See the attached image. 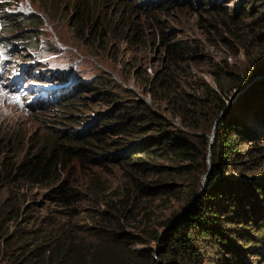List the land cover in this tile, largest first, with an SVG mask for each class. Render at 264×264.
<instances>
[{"label": "trees", "instance_id": "obj_1", "mask_svg": "<svg viewBox=\"0 0 264 264\" xmlns=\"http://www.w3.org/2000/svg\"><path fill=\"white\" fill-rule=\"evenodd\" d=\"M206 1L212 14L224 15L211 23L222 28L221 41L232 49L242 47L246 55H251L249 68L239 73L229 68L223 58L211 70L214 83L200 81L190 91L174 83L165 68L155 70L142 81L143 91L151 98L173 105V115L179 117L184 129L175 127L171 119L111 76L95 75L78 85L70 81V89L50 106L59 105L58 117L80 124L81 132L63 137L53 132L23 150L17 147L19 138L15 132H9L6 139L10 145L0 155V263L251 264L247 256L252 255L258 264H264V205L254 197L241 196L227 176L229 168L242 159L240 142L253 143L244 151H254L252 158L262 154L257 150V136L247 129L246 121L234 108L237 102L253 118L262 117L264 77L241 91L236 101L228 105L227 101L234 90L243 88L264 70V0H239L234 13L229 12L224 0ZM9 3L10 0H0L2 18L9 14L4 9ZM244 15L250 19H244ZM20 17L22 21L33 19L24 13ZM71 20L78 32L95 21L87 1L76 5ZM14 21L5 22L12 25ZM32 39L34 35H29L28 40ZM163 42L175 69L182 60L199 53L197 39L172 36ZM30 77L47 80L34 74ZM85 90L88 94L83 93ZM72 92L78 94L68 95ZM76 97L82 101L76 102ZM89 100L101 105L85 106ZM71 108L80 110L68 112ZM212 126L211 167L206 187L197 194L199 174L206 169ZM107 161L122 165L134 188L121 195L107 193L103 180H93L95 197L92 204L85 205L89 193L74 185L68 174L85 163ZM151 171L166 172L172 179L194 175L197 180L189 182L188 201L180 214L164 220L163 232L145 224L141 233L145 238H139L126 226L130 218L139 214L138 210L146 208L140 199L151 188L166 182L150 185L135 177ZM238 188L247 190L249 196L258 195L264 202V185L242 179ZM39 191L44 198L38 202L34 195ZM222 220L229 225L221 224ZM149 238L159 242L161 248L136 246Z\"/></svg>", "mask_w": 264, "mask_h": 264}, {"label": "rangeland", "instance_id": "obj_2", "mask_svg": "<svg viewBox=\"0 0 264 264\" xmlns=\"http://www.w3.org/2000/svg\"><path fill=\"white\" fill-rule=\"evenodd\" d=\"M13 1L10 0L9 5L4 8L9 14L0 19V37L8 39V43H0V155L10 145L6 140L9 132H15L19 138L17 147L23 150L50 133L55 132L63 137L70 132L78 134L82 130L80 124L58 117L57 114L61 113L59 105L47 104L37 108L27 104L32 100V94L40 92L46 84L37 79H28L33 74L48 79L61 77L77 82V85L82 81H90L95 75L111 76L121 86L131 88L137 97L171 119L175 127L184 129L179 117L173 115V105L164 99L151 98L143 91L142 81L152 76L155 70L165 68L174 77V83L179 82L182 88L190 91L200 81L213 84L211 70L217 63H222L223 58H226L229 68L240 71L239 73H244L250 66L252 57L246 55L242 47L232 49L221 41L222 28L219 24L211 23L224 15L212 14L206 0H15L17 3L12 6ZM82 1H87L92 8L95 23L90 22L83 31L78 32L75 24L71 23V18L76 11V5L79 6ZM238 2L239 0H224L230 13L236 12ZM163 3L166 5L161 6ZM22 13L33 16L32 21H22ZM244 19L249 20L250 16L244 15ZM6 20L15 21L11 25ZM29 35H34V39L29 41ZM172 36L187 40L197 39L199 45V53L193 58L182 60L176 69L169 62L163 42L165 37ZM9 48L13 50L12 53L8 51ZM263 49L264 44L262 51ZM253 77L250 86L264 77V70ZM241 89L234 90L227 105L236 101ZM29 90H32L30 94ZM75 92L68 95L78 94ZM83 93L88 94V91ZM75 100L78 103L82 101L77 97ZM235 103L234 112L241 114L247 123V129H251L253 135L257 136V150H261L262 154L257 159L252 158L254 151L251 154L244 151L253 143L248 140L240 142L242 159L233 168H229L227 176L231 178L233 188L241 196L246 195L248 199L254 197L259 205H264L263 199L258 195L249 196L247 190L238 188V182L242 179L264 185V113L261 118H253L241 104ZM91 104L101 105L90 100L89 104L84 105ZM76 105L84 108L83 104ZM79 110L71 108L68 112L77 113ZM210 129L209 140L213 126ZM213 137L214 132L212 139ZM236 140L239 141L237 138ZM210 145L206 148V169L199 174L198 194L206 187V178L211 167ZM11 146H14L13 142ZM85 164L86 166L80 165L74 173L68 174L74 185L78 184V187L89 193L85 205L92 204V198L95 197L92 192L93 180L97 179L100 183L103 180L107 193L116 192L121 195L134 188V182L119 163L107 161L103 164ZM195 172L199 173L197 170ZM135 177L150 185L166 182L151 188L140 199V203L147 206L138 210L139 214L134 219L130 218L126 228L134 231L139 238H145L141 234L145 224L160 230L161 234L165 229L162 226L164 220L180 214L189 197V182L197 179L194 175L191 178L177 176L172 179L168 173L156 171L142 176L137 174ZM34 196L38 202L44 198L40 191ZM49 203L50 206L55 205L53 202ZM221 222L229 225L224 220ZM147 240L137 243L136 246L154 250L161 248V244L154 239ZM210 246L217 247L214 243H210ZM209 252L213 255L210 248ZM247 260L251 264H258L255 256L249 255Z\"/></svg>", "mask_w": 264, "mask_h": 264}, {"label": "clouds", "instance_id": "obj_3", "mask_svg": "<svg viewBox=\"0 0 264 264\" xmlns=\"http://www.w3.org/2000/svg\"><path fill=\"white\" fill-rule=\"evenodd\" d=\"M15 1V0H14ZM12 2L11 5L14 6L15 3L17 2ZM147 1V0H144ZM9 5V4H8ZM7 6V5H6ZM17 7H15V9H17ZM17 11V10H15ZM2 17L0 16V19ZM1 42H6L8 43V39L6 38H2L0 37V43ZM10 53L13 52V50L11 48H9ZM8 59V58H6ZM19 72L23 73V70H20ZM28 79H37L35 77H28ZM47 80H40L42 82H45L46 84L43 86L45 88H42L40 90V92L37 93H33L32 94V100L28 101L27 104L30 106H37V108L43 106V105H47V104H51V103H55L57 102L61 97H63L64 93L66 92V90L68 89V87H70V80L64 79V78H52V79H48ZM73 82V81H71ZM15 87V85L13 86V88ZM29 92H32V90L28 91V94H30Z\"/></svg>", "mask_w": 264, "mask_h": 264}, {"label": "water", "instance_id": "obj_4", "mask_svg": "<svg viewBox=\"0 0 264 264\" xmlns=\"http://www.w3.org/2000/svg\"><path fill=\"white\" fill-rule=\"evenodd\" d=\"M253 79H254V77H252V78L250 79V81L245 85V87H246L247 85H249L250 82H251V80H253ZM245 87H244V88H245ZM244 88H242V89H244ZM242 89H241V91H242ZM215 122H216V120H215ZM215 122H214V125H213V126H215ZM212 136H213V132H212L211 135H210L209 145L211 144ZM197 194H198V192H197ZM197 194H196V195H197Z\"/></svg>", "mask_w": 264, "mask_h": 264}]
</instances>
